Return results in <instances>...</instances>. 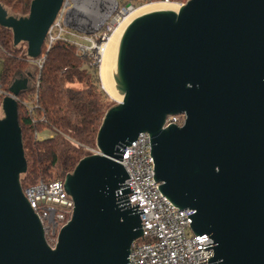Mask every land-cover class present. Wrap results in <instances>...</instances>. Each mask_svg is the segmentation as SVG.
I'll return each mask as SVG.
<instances>
[{"label": "water", "instance_id": "1", "mask_svg": "<svg viewBox=\"0 0 264 264\" xmlns=\"http://www.w3.org/2000/svg\"><path fill=\"white\" fill-rule=\"evenodd\" d=\"M64 4L31 0L21 16L0 4V25L37 58ZM180 6L125 29L117 58L123 98L104 114L100 153L64 178L73 209L54 248L22 193L27 163L16 97L29 86L21 74L12 79V96L0 104V264H129L144 211L129 203L134 193L119 160L140 132L149 135L158 189L193 210L191 230L212 240L203 246L213 250L207 263L264 264V0ZM179 113L181 126L163 127Z\"/></svg>", "mask_w": 264, "mask_h": 264}, {"label": "trees", "instance_id": "2", "mask_svg": "<svg viewBox=\"0 0 264 264\" xmlns=\"http://www.w3.org/2000/svg\"><path fill=\"white\" fill-rule=\"evenodd\" d=\"M116 2L118 6L136 3ZM0 4L14 14L28 13L22 0H0ZM74 41L62 36L47 47L46 37L38 56H44L38 86L33 84L17 96V119L27 163L20 175L21 187L39 179L62 180L72 172L89 153L86 147H95L104 114L114 105L101 87L99 64L91 57L94 50L81 55ZM0 61V82L5 90L14 77L33 65L26 54V43L13 45L12 31L1 25ZM2 98L0 95V104ZM45 130L47 134H40Z\"/></svg>", "mask_w": 264, "mask_h": 264}, {"label": "built area", "instance_id": "3", "mask_svg": "<svg viewBox=\"0 0 264 264\" xmlns=\"http://www.w3.org/2000/svg\"><path fill=\"white\" fill-rule=\"evenodd\" d=\"M116 7L105 18L99 37L104 42L108 31H112L118 22L134 7L126 4ZM55 22L47 33V47L63 36L65 30L59 27L56 31ZM77 51L81 55L91 53L93 63L98 60L99 45L94 40H86L85 43L74 41ZM28 57V56H27ZM29 58V61L36 67V79L34 85L38 86V76L44 56ZM0 95H10L0 82ZM36 99V95L34 97ZM18 100V97H16ZM30 108V107H29ZM185 116L182 113L169 114L165 117L163 127L169 124L181 126ZM36 136V133L34 134ZM87 155L99 154L98 147H86ZM122 160L128 178L125 184L129 185L130 191L134 194L128 195L130 205L138 204L141 222L142 235L132 241L129 254V264H208L209 257L213 256L212 247L203 248L204 245L212 243V240L205 234H194L190 228L191 218L187 215L193 213L191 209H181L175 206L158 189L160 184L153 178L154 163L150 155V140L147 132H140L131 144L123 148ZM22 188V193L37 215L43 229L45 243L54 248L57 242L58 233L63 225L70 220L73 199L64 188V179L44 181L39 179L35 183L28 184ZM136 192V193H135Z\"/></svg>", "mask_w": 264, "mask_h": 264}, {"label": "rangeland", "instance_id": "4", "mask_svg": "<svg viewBox=\"0 0 264 264\" xmlns=\"http://www.w3.org/2000/svg\"><path fill=\"white\" fill-rule=\"evenodd\" d=\"M151 1L154 0H144V1L135 0L136 3H134V5L130 2L129 3L127 2V4H132L134 7H137L141 4H145L147 2L149 3ZM167 1L176 2L180 5L186 2V1L182 2L181 0H167ZM29 2H30L29 0H22L23 7L28 6ZM104 5L105 3L101 2L100 0H65L64 6L61 8L54 21L56 24H58L55 30L58 31L59 27H61L63 30H65L64 33H62L63 36L70 40H75L78 42L85 43V45H88L86 40L92 39L94 40L95 44L101 46L103 41L99 37V32H101V28L105 18L114 9V6L116 7L114 3L112 10L108 12L109 10L106 11L105 8L103 7ZM4 8L11 15H15V16L22 15V14H14L10 11L9 8L6 7ZM97 58H99V50H98ZM98 61L99 59L97 60V62ZM0 70H1V61H0ZM36 72H37L36 67L33 64L30 65L25 72L20 73L22 77H27V84L29 87H31L35 82ZM28 73L30 74L29 76L27 75ZM112 100L114 101V104H116V101L114 99ZM1 115H2V111L0 108V116ZM47 132L48 131L45 130L40 134L45 135L47 134Z\"/></svg>", "mask_w": 264, "mask_h": 264}, {"label": "bare ground", "instance_id": "5", "mask_svg": "<svg viewBox=\"0 0 264 264\" xmlns=\"http://www.w3.org/2000/svg\"><path fill=\"white\" fill-rule=\"evenodd\" d=\"M104 2L105 10H112L113 0H100ZM180 4L167 0H154L149 3L133 7L113 28L105 41L99 47V78L101 87L115 101L120 102L123 98V91L119 83L117 58L121 38L127 26L136 18L148 13L157 11L178 12ZM111 8V9H110ZM106 14V13H105ZM101 19V18H100Z\"/></svg>", "mask_w": 264, "mask_h": 264}]
</instances>
